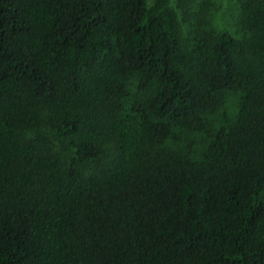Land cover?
<instances>
[{
	"label": "trees",
	"instance_id": "trees-1",
	"mask_svg": "<svg viewBox=\"0 0 264 264\" xmlns=\"http://www.w3.org/2000/svg\"><path fill=\"white\" fill-rule=\"evenodd\" d=\"M0 0V264H264V0Z\"/></svg>",
	"mask_w": 264,
	"mask_h": 264
},
{
	"label": "rangeland",
	"instance_id": "rangeland-1",
	"mask_svg": "<svg viewBox=\"0 0 264 264\" xmlns=\"http://www.w3.org/2000/svg\"><path fill=\"white\" fill-rule=\"evenodd\" d=\"M168 2L176 8L179 18H181L176 1L168 0ZM201 6L207 12L210 26L216 31L228 30L234 35H242V28L240 29L236 24V17L238 16L237 0H194L192 3L193 10H197Z\"/></svg>",
	"mask_w": 264,
	"mask_h": 264
}]
</instances>
